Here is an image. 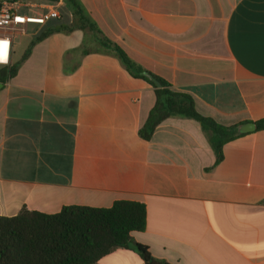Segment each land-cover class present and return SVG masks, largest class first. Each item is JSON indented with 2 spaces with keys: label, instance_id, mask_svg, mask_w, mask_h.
Wrapping results in <instances>:
<instances>
[{
  "label": "crops",
  "instance_id": "crops-1",
  "mask_svg": "<svg viewBox=\"0 0 264 264\" xmlns=\"http://www.w3.org/2000/svg\"><path fill=\"white\" fill-rule=\"evenodd\" d=\"M79 1L104 38L201 115L224 126L264 119V0ZM48 21L13 33L0 69L18 64L17 47L24 53ZM83 38L39 41L0 88V216L136 201L146 227L132 238L155 259L264 264V130L226 143L217 165L193 120L166 119L141 139L153 88L94 42L69 53ZM130 261L143 264L126 249L97 264Z\"/></svg>",
  "mask_w": 264,
  "mask_h": 264
},
{
  "label": "trees",
  "instance_id": "trees-1",
  "mask_svg": "<svg viewBox=\"0 0 264 264\" xmlns=\"http://www.w3.org/2000/svg\"><path fill=\"white\" fill-rule=\"evenodd\" d=\"M62 2L71 13L70 23L62 24L59 19L48 21L43 31L30 42L20 62L0 69V84L15 76L20 63L36 43L51 34L80 30L84 33L83 42L69 53L84 56L91 52L89 44L94 42L115 57L130 76L144 80L153 88L154 105L138 130L141 139L149 141L155 128L166 119L193 120L199 124L213 152L214 165H217L223 158L222 147L247 134L239 131L241 126L251 123L252 132L264 130V119L224 126L201 115L191 96L174 91L167 82L146 71L120 47L104 38L79 0ZM73 70L65 65V71ZM144 73L151 75L158 85L148 80ZM145 227V206L136 201L118 200L108 208L70 205L54 214L22 208L15 216H0V264H97L117 249L133 251L143 264H167L153 258L145 245L133 240L132 233L142 232Z\"/></svg>",
  "mask_w": 264,
  "mask_h": 264
},
{
  "label": "built area",
  "instance_id": "built-area-1",
  "mask_svg": "<svg viewBox=\"0 0 264 264\" xmlns=\"http://www.w3.org/2000/svg\"><path fill=\"white\" fill-rule=\"evenodd\" d=\"M58 2H50L39 5L21 4L19 0L0 1V42H7L6 47L0 44V52H3L4 59H0V64L9 62L11 39L14 32L23 34L26 32L28 24H45L50 18L58 19ZM35 10L34 15L24 12L25 10ZM1 55V54H0Z\"/></svg>",
  "mask_w": 264,
  "mask_h": 264
},
{
  "label": "rangeland",
  "instance_id": "rangeland-1",
  "mask_svg": "<svg viewBox=\"0 0 264 264\" xmlns=\"http://www.w3.org/2000/svg\"><path fill=\"white\" fill-rule=\"evenodd\" d=\"M19 2L20 3H26V2H28V3H31V2L39 3L40 0H19ZM58 10L62 14V18L59 20L60 23H62V24H68V23H70V20L69 19H71V13L68 10V8L65 5H61V6L58 7ZM67 17H68V19H67ZM46 26H47V24H46ZM43 28H45V26H41V29H43ZM14 33H16V32H14ZM19 34H21V33H19ZM28 37H30V36L28 35ZM17 50H18V52H17L16 56L19 59L22 56V54H23V50L21 51L19 49V47H17ZM110 259H116L115 258V255H112L110 257ZM138 263L139 262L130 261V264H138Z\"/></svg>",
  "mask_w": 264,
  "mask_h": 264
},
{
  "label": "water",
  "instance_id": "water-1",
  "mask_svg": "<svg viewBox=\"0 0 264 264\" xmlns=\"http://www.w3.org/2000/svg\"><path fill=\"white\" fill-rule=\"evenodd\" d=\"M1 1V0H0ZM148 80H150L151 82H153L155 85H158V83L151 77V75L144 73L143 74ZM2 84H0V88H1ZM254 130V126L253 124L249 123V124H245L243 126H241L239 128L240 132L243 133H248V132H252Z\"/></svg>",
  "mask_w": 264,
  "mask_h": 264
},
{
  "label": "snow or ice",
  "instance_id": "snow-or-ice-1",
  "mask_svg": "<svg viewBox=\"0 0 264 264\" xmlns=\"http://www.w3.org/2000/svg\"><path fill=\"white\" fill-rule=\"evenodd\" d=\"M0 44H2L4 47H6L7 42L6 41L5 42H0ZM0 59H3V55H0Z\"/></svg>",
  "mask_w": 264,
  "mask_h": 264
},
{
  "label": "bare ground",
  "instance_id": "bare-ground-1",
  "mask_svg": "<svg viewBox=\"0 0 264 264\" xmlns=\"http://www.w3.org/2000/svg\"><path fill=\"white\" fill-rule=\"evenodd\" d=\"M0 54L2 55V54H3V52H0ZM3 59H4V55H3Z\"/></svg>",
  "mask_w": 264,
  "mask_h": 264
}]
</instances>
